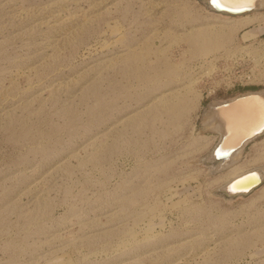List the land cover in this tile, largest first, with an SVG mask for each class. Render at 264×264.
Wrapping results in <instances>:
<instances>
[{
  "label": "rangeland",
  "instance_id": "obj_1",
  "mask_svg": "<svg viewBox=\"0 0 264 264\" xmlns=\"http://www.w3.org/2000/svg\"><path fill=\"white\" fill-rule=\"evenodd\" d=\"M262 90L264 6L0 0V264H264V183L218 192L264 135L203 164L209 105Z\"/></svg>",
  "mask_w": 264,
  "mask_h": 264
},
{
  "label": "bare ground",
  "instance_id": "obj_2",
  "mask_svg": "<svg viewBox=\"0 0 264 264\" xmlns=\"http://www.w3.org/2000/svg\"><path fill=\"white\" fill-rule=\"evenodd\" d=\"M263 6H264V0H253L252 11L244 15H238L233 17L222 15L220 13H215L210 8L209 10L221 16L236 18V17H246L248 15L254 14L258 12V10H260ZM226 102H227V106H222V104ZM262 103H264V90L257 92H247L241 94L240 96L238 95L237 97L232 98L228 101L213 103L209 105L207 114L205 115L206 116L205 124L210 128V130L212 131L214 130L218 133L219 139L222 135H224V138L220 145V150L228 151L229 149H235L229 155L228 160L225 163V166L222 167L221 169H216L212 165H208L211 173H215L223 169L226 170L227 168L231 167V165L235 163L236 159L242 152L245 145L264 135L263 134L258 137H251L256 131H258L257 125L260 120ZM217 143L212 148L210 154L205 158L204 162L210 159L211 153L213 149L216 147ZM252 171H256L260 173L264 178V170L253 169L232 176L222 186L229 183L233 179H236Z\"/></svg>",
  "mask_w": 264,
  "mask_h": 264
},
{
  "label": "water",
  "instance_id": "obj_3",
  "mask_svg": "<svg viewBox=\"0 0 264 264\" xmlns=\"http://www.w3.org/2000/svg\"><path fill=\"white\" fill-rule=\"evenodd\" d=\"M201 1L204 3V5H206L208 8H210L215 13H220L222 15H227V16H232V17L238 16V15H244L253 10V7H251L250 9H246L244 11L231 12L226 9H218V8L213 7L212 4L210 3V0H201ZM222 106H227V102L223 103ZM263 134H264V130H258L251 137H258ZM223 138H224V135L220 137L216 147L213 149L211 153L210 159L208 161H205L203 163L204 165H207V166L212 165L216 169H221L222 167L225 166V163L228 160L229 155L235 149H229L228 151H221L220 145L222 143ZM263 183H264L263 176L256 171H252L236 179H233L232 181H230L229 183L225 184L222 187H219L218 192L221 193L224 197L231 198V199L239 197V196L244 197L251 191L257 189Z\"/></svg>",
  "mask_w": 264,
  "mask_h": 264
},
{
  "label": "snow or ice",
  "instance_id": "obj_4",
  "mask_svg": "<svg viewBox=\"0 0 264 264\" xmlns=\"http://www.w3.org/2000/svg\"><path fill=\"white\" fill-rule=\"evenodd\" d=\"M210 3L215 8L231 12H240L253 7V0H210ZM257 128L264 130V103L261 104V115Z\"/></svg>",
  "mask_w": 264,
  "mask_h": 264
}]
</instances>
